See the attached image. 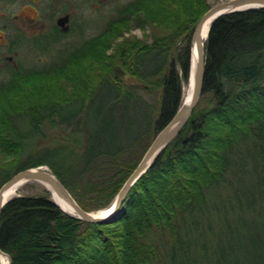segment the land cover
I'll use <instances>...</instances> for the list:
<instances>
[{"label": "trees", "instance_id": "16d2710c", "mask_svg": "<svg viewBox=\"0 0 264 264\" xmlns=\"http://www.w3.org/2000/svg\"><path fill=\"white\" fill-rule=\"evenodd\" d=\"M208 9V0H128L99 35L61 52L49 67L12 68L0 82V185L44 164L82 208L108 207L180 106L192 30ZM133 23L153 31L151 42L123 39L114 48L119 58L109 62L112 41ZM62 33L55 28L52 40ZM49 37L41 38L44 47ZM204 56L190 117L132 184L118 217L84 221L63 211L46 188L13 195L0 214L9 264H264V225L257 234L244 213L222 215L230 238L209 245L200 216L212 208L211 189L233 182L242 143H251L255 166L264 169V8L218 17ZM115 63L135 82L118 78ZM140 91H156L155 109ZM45 124L68 128L73 142L35 152L31 144ZM260 186L264 197V178ZM154 230L169 235L163 260Z\"/></svg>", "mask_w": 264, "mask_h": 264}, {"label": "rangeland", "instance_id": "374dc122", "mask_svg": "<svg viewBox=\"0 0 264 264\" xmlns=\"http://www.w3.org/2000/svg\"><path fill=\"white\" fill-rule=\"evenodd\" d=\"M127 1L0 0V82L6 81L11 69L17 66H21L23 70H41L49 67L58 60L61 52L76 49L83 41L99 35L111 19L115 18L119 6ZM219 1L224 0H208V5L211 7ZM64 15L69 16L65 24L68 30L52 40V37L56 36L55 28H58L56 20ZM152 34L153 31L149 27L142 28L133 23L128 31L126 30L121 37L112 41L107 50L109 59L112 58L109 62L112 63L119 58L114 54V48L123 39H138L143 43H150ZM47 36H50V40L44 47L41 38ZM125 80L134 83L136 79L127 77ZM187 83L188 79L187 81L182 80L180 105L183 88ZM156 91L150 94L144 91L139 92L150 109L157 106ZM18 123L23 125L21 121ZM69 132L68 128L62 126L52 127L45 124L31 146L35 152H38L37 150L54 148L67 141L72 143L73 138L69 137ZM138 150L140 151L141 148ZM254 153L249 141L242 143L233 155L232 168L235 170V174L232 175L233 182L211 189V195L208 198L212 208L209 211L200 212L203 224H205L204 228L208 226L210 228V233L202 238L205 243L208 242L209 245L217 242L224 243L230 238L225 222L221 221L222 215L231 218L232 214L236 218L234 214L244 213L248 224L252 220L258 228L253 233H263L261 229L264 225V197L260 183L264 178V169L255 166ZM44 188L40 182L29 180L21 183L13 195L41 193ZM236 192L239 196L235 195ZM253 210L259 213L256 218L251 217ZM151 237L158 246L162 260L165 259L164 253L170 246L168 233L154 230ZM204 264H214L213 259L204 261Z\"/></svg>", "mask_w": 264, "mask_h": 264}, {"label": "water", "instance_id": "95a60500", "mask_svg": "<svg viewBox=\"0 0 264 264\" xmlns=\"http://www.w3.org/2000/svg\"><path fill=\"white\" fill-rule=\"evenodd\" d=\"M251 8H264V0H224L217 2L213 6L202 14V16L196 22L190 39V53H189V73L188 81L191 82V95L187 104H181L171 120L159 130L158 133L153 137L148 147L142 154L140 160L138 161L135 168L127 176L120 189L114 196L111 202H114L113 210L107 215H95L92 210H85L82 208L78 202L74 199L69 190L64 186V184L57 178L54 172L49 169L46 165L41 164L37 166H30L18 170L12 174L6 181L0 185V214L3 205L6 201L12 197L7 196V190L10 186L16 183H23L29 180H35L44 185L47 182L50 186L44 187L50 192V196L53 199V193L58 196L65 204H67L72 212L66 211L62 208L54 199L53 201L66 213L73 215L88 222L106 223L114 220L118 217L120 212L123 210L124 202L126 201L127 193L132 186V184L139 178L150 166L154 158L160 153V151L166 146V144L174 137L176 133L182 128L186 123L188 118L193 111L202 90L203 75H204V42L202 41V32L206 22L210 19V24L208 31L212 23L220 16L228 14L235 11H243ZM68 22V15H64L57 20L58 26L61 27L63 32L68 30V26L65 25ZM206 33V38L208 35ZM205 38V40H206ZM195 50V57L192 58V48ZM113 70L115 75L125 80L127 77H131L124 68L115 63L113 65ZM174 128V129H173ZM0 252L7 256V262L9 264L11 261L10 255L4 252L0 248Z\"/></svg>", "mask_w": 264, "mask_h": 264}, {"label": "bare ground", "instance_id": "6f19581e", "mask_svg": "<svg viewBox=\"0 0 264 264\" xmlns=\"http://www.w3.org/2000/svg\"><path fill=\"white\" fill-rule=\"evenodd\" d=\"M221 2V1H219ZM218 2V3H219ZM209 24H210V19L206 22L205 26H204V30L202 32V41H205V38H206V33L208 31V27H209ZM195 57V50H194V47L192 48V58L194 59ZM191 91H192V88H191V82L188 81V83L186 84V86L183 88V98H182V104H187V102L189 101V98H190V95H191ZM174 129V128H173ZM21 183H16V184H13L12 186H10L7 190V196H13V194H15L16 190L18 189V187L20 186ZM44 185L45 186H50L47 182H44ZM53 199L62 207L64 208L66 211L68 212H72L71 208L65 204V202H63L58 196H56L54 193H53ZM113 206H114V202H112L108 207L104 208V209H101L99 211H96L94 212L95 215H107L109 214L110 212H112L113 210ZM7 262V256L0 252V264H5Z\"/></svg>", "mask_w": 264, "mask_h": 264}, {"label": "flooded vegetation", "instance_id": "af4514ba", "mask_svg": "<svg viewBox=\"0 0 264 264\" xmlns=\"http://www.w3.org/2000/svg\"><path fill=\"white\" fill-rule=\"evenodd\" d=\"M62 17V16H61ZM60 18V17H59ZM58 20V19H57ZM57 20H56V25L58 26V24H57ZM68 20H69V16H68ZM58 29L60 30V31H62L61 30V27L60 26H58ZM63 32V31H62Z\"/></svg>", "mask_w": 264, "mask_h": 264}]
</instances>
